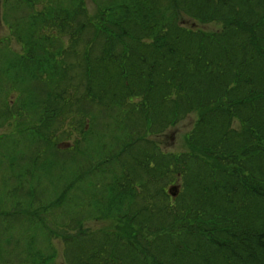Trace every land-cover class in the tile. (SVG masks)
Returning a JSON list of instances; mask_svg holds the SVG:
<instances>
[{
  "label": "trees",
  "instance_id": "obj_1",
  "mask_svg": "<svg viewBox=\"0 0 264 264\" xmlns=\"http://www.w3.org/2000/svg\"><path fill=\"white\" fill-rule=\"evenodd\" d=\"M0 27V264H264V0H0Z\"/></svg>",
  "mask_w": 264,
  "mask_h": 264
},
{
  "label": "rangeland",
  "instance_id": "obj_2",
  "mask_svg": "<svg viewBox=\"0 0 264 264\" xmlns=\"http://www.w3.org/2000/svg\"><path fill=\"white\" fill-rule=\"evenodd\" d=\"M218 25L204 24L202 25V27H204L205 30H216L220 26ZM3 36L5 37L8 36L7 30L4 27H0V38ZM12 44H13V47H17L15 46V43H12ZM195 119H196V116L192 115L188 117L187 119H185L184 121H182L181 123H179L174 128L170 129L166 133V136L164 135L160 138V141L164 144L163 147L169 152H179V153L183 152L186 149L184 148V144L186 143L185 142L186 136L189 134V131L194 126ZM1 133L2 131L0 130V134ZM113 222L114 220L110 221V219L106 220V218H102L98 221L92 219V220H87L83 226L90 227V228H96V227L97 228H102V227L107 228ZM58 247L60 248L61 246L58 245ZM59 251L61 255L62 249L60 248Z\"/></svg>",
  "mask_w": 264,
  "mask_h": 264
}]
</instances>
